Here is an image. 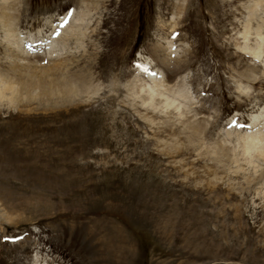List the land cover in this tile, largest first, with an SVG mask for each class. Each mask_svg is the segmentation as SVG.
<instances>
[{
  "label": "rangeland",
  "instance_id": "1",
  "mask_svg": "<svg viewBox=\"0 0 264 264\" xmlns=\"http://www.w3.org/2000/svg\"><path fill=\"white\" fill-rule=\"evenodd\" d=\"M9 18L34 66L79 26L46 81L77 94L0 100V264H264V161L239 144L264 137V0H0V74ZM166 59L176 105L154 109L130 88Z\"/></svg>",
  "mask_w": 264,
  "mask_h": 264
},
{
  "label": "bare ground",
  "instance_id": "2",
  "mask_svg": "<svg viewBox=\"0 0 264 264\" xmlns=\"http://www.w3.org/2000/svg\"><path fill=\"white\" fill-rule=\"evenodd\" d=\"M65 20L66 19H61V22H59L60 26L58 25L59 27L57 28V30L55 29L56 31L54 33L55 34L54 37L56 39H55V41H53V47H52V44H51V46L48 47V50L46 51L47 52V56L49 57L50 60H53L54 57H58V58L55 59L57 62L62 60V59H60L61 56H60V54H58V51H55L57 49V47H58V43H59L58 39L60 38V42H62V43H67L69 41H72V37H75V35H76V34L74 35V33L77 31L76 27H79L78 25H74V24H72L70 27L66 26V25H64L65 24V22H64ZM4 23H7V25H6L7 28H5L7 37H10L12 35L13 38H14V40H10L9 41V43L7 44V47L15 45V48L13 50L11 49V51H12V55L16 58L15 60H17L16 63H17L18 66H14L10 70V71L13 72V73L12 72L11 73L15 75L14 78H12V76H9L10 71L9 72L7 71V73L3 72V73L0 74V100H1V102H2V100L3 101L7 100L8 102L11 101L12 103H14L15 100H16L15 98H17V99L19 98L18 96L16 97L17 92L19 93V92H23V91H26V92L32 91V94H33V90L36 91L38 89L43 90V92L45 94H49V95L52 94L51 97L52 98L56 97V99L59 98V99L62 100V98L65 99V98H67V96L72 97V95L74 93H76V92L73 93V88H74L73 86L74 85H72L73 82L71 81V78H68L69 82L67 81L66 84H62V82H60V81L62 80L63 77L60 79L61 74H59L58 78L60 79L59 82L61 83V85L60 84H55V81H52V80L50 82H48V83L46 82L48 77H50L52 75L54 76V73L57 72L58 70H59V72L61 71L62 66L64 65L63 64L64 62H58V63L57 62H53L51 64H49V62H48V64H46L44 66H37V65H39L40 63L43 62V61H41V62H39V61H40L41 58H44V56H42V54H39V52L31 53L30 51H29L30 53L26 52V55H23V52H25V51L22 50V44L17 39V37H20V36L16 37V33L14 31H12L14 29L13 18H9L7 21H4ZM245 37H247V36H245ZM261 38H260V42L257 43L256 47L253 48V47L250 46L251 47L250 48L246 44L243 47L242 50L245 53L250 54L252 57L262 58L261 56L263 54V52H262L263 43H262V39ZM55 42L57 43V45H55L56 44ZM44 52H45V50H44ZM103 54H105V53H103ZM24 56H26V57H24ZM26 60H28L29 66L25 67L24 71L27 72L30 75L28 79L26 78L27 81L23 78L25 76H24V73H23V69L21 68L22 65H25L24 62ZM43 60H45V58ZM173 62L174 61L169 60V59L168 60L167 59L166 60H162V62H161L163 67H164V69H165L164 71L166 73L165 74L166 75V79L165 80L164 79L162 80L161 77L159 79H157V76L154 75L155 74L154 73L153 75L155 77L149 75L150 78H151L150 79L151 82H153V84L151 83L152 87H148V86L144 87V85L143 86H137L138 84L134 88L131 87L130 88L131 91H132V89H134L135 96L136 95L138 96L136 98H141L145 105L148 104L152 108H154V104L156 103L157 98L162 99V104L166 107V109H169V108L175 106L176 102L170 97V95L171 94H176V92H177V91L173 90V88L177 86L176 81H177V79H178V77H179V75L181 73L180 71H182V68L180 66V62L178 64H176L175 62L173 63ZM43 63H46V62H43ZM34 64H37V65L34 66ZM96 64H98V63H96ZM107 64H108V62H107ZM68 66H67V71H69L68 70V68H69ZM71 67H72V65H71ZM100 69H102V66H101ZM64 70H65V68H64ZM70 71H71V69H70ZM62 73H63V71H62ZM17 74H20V76L17 77L16 76ZM38 74H39V80H36L37 79L36 76H38ZM102 74H103V71H102ZM64 77H66V76H64ZM73 77H75V76H73ZM57 79H56V81H57ZM65 80L66 79H64L63 81H65ZM87 81H91V80H87ZM173 84H175V85H173ZM79 85H81V86L86 85L85 79H83ZM91 85L92 84H90L88 86V88H90ZM82 88H84V87H82ZM96 90H99V89H96ZM88 91L90 93L91 90H88ZM82 92L85 93L84 90ZM94 93H95V91H94ZM19 94H21V93H19ZM23 94H25V93H23ZM29 94H31V93H29ZM92 94H93V92H92ZM139 94H144L145 96L144 97L143 96H139ZM73 97L75 99V96H73ZM76 97H79V95L78 96L76 95ZM178 98L186 99L187 96H186L185 93H180ZM199 135H201V134H199ZM239 144L241 145V149L243 150L242 152H243V155L245 157L252 155V153H257L258 152V156H257L258 159H260L261 161H264V137H263L262 134H256V135H253V136H247V135L241 136ZM216 148H217V151L214 150L213 151L214 153L219 154L221 157L222 156L226 157V158L228 157V160L230 159L229 157H231V156L229 154V150L227 149V147L225 145H218ZM263 177H264V175H263Z\"/></svg>",
  "mask_w": 264,
  "mask_h": 264
}]
</instances>
